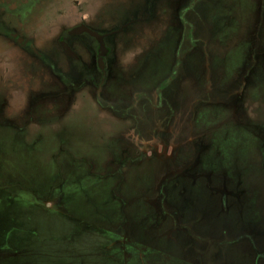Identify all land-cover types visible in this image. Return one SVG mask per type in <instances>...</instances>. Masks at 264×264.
<instances>
[{"label": "rangeland", "instance_id": "374dc122", "mask_svg": "<svg viewBox=\"0 0 264 264\" xmlns=\"http://www.w3.org/2000/svg\"><path fill=\"white\" fill-rule=\"evenodd\" d=\"M263 45L264 0H0V264H264Z\"/></svg>", "mask_w": 264, "mask_h": 264}, {"label": "crops", "instance_id": "0c3cea01", "mask_svg": "<svg viewBox=\"0 0 264 264\" xmlns=\"http://www.w3.org/2000/svg\"><path fill=\"white\" fill-rule=\"evenodd\" d=\"M260 57L263 59L264 58V45L262 46V49H261V52H260ZM260 74V73H258ZM256 75L257 78H259L260 80L264 81V75ZM237 104H235L236 106ZM252 129H261V130H264V126L263 125H255V126H252L251 127ZM264 135V133H263Z\"/></svg>", "mask_w": 264, "mask_h": 264}, {"label": "water", "instance_id": "95a60500", "mask_svg": "<svg viewBox=\"0 0 264 264\" xmlns=\"http://www.w3.org/2000/svg\"><path fill=\"white\" fill-rule=\"evenodd\" d=\"M75 33H77V34L88 33V34H90V35H92V36L97 37V38L100 39V37L97 36L96 33H93L92 31H90V30H88V29H84V28L76 30ZM70 54H71V53H70ZM103 54H105V52H102V53H101V55H103ZM71 55H72V54H71ZM100 63H101V66H102V61H101V60H100Z\"/></svg>", "mask_w": 264, "mask_h": 264}, {"label": "flooded vegetation", "instance_id": "af4514ba", "mask_svg": "<svg viewBox=\"0 0 264 264\" xmlns=\"http://www.w3.org/2000/svg\"><path fill=\"white\" fill-rule=\"evenodd\" d=\"M82 28H84V29H88L87 27H85V26H83V27H79V28H77V29H75L74 31H76V30H78V29H82ZM89 30V29H88ZM91 31V30H90ZM93 32V31H92ZM93 33H95V32H93ZM82 34H86V33H82ZM98 36V35H97ZM95 38H97V37H95ZM104 38V37H103ZM105 39V38H104ZM98 41V43L101 45V43H103V41H100V39L98 38L97 40H96V42ZM22 42V41H21ZM95 42V43H96ZM102 53V52H101ZM101 53H100V56H99V62H100V60L102 61V68L104 67V61H103V59H102V57H103V55H105V54H103V55H101ZM75 57V56H74ZM75 60L77 61V59L75 58ZM100 65H101V63H100ZM138 137H139V134H138Z\"/></svg>", "mask_w": 264, "mask_h": 264}]
</instances>
